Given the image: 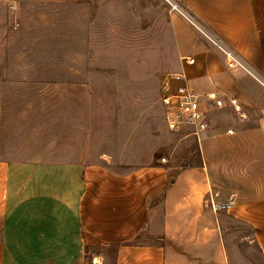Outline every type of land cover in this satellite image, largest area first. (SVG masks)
I'll return each mask as SVG.
<instances>
[{
  "label": "crops",
  "instance_id": "0c3cea01",
  "mask_svg": "<svg viewBox=\"0 0 264 264\" xmlns=\"http://www.w3.org/2000/svg\"><path fill=\"white\" fill-rule=\"evenodd\" d=\"M180 2L250 70H230L203 32H180L182 56L195 59L183 61L179 71L187 82L203 93L237 98L247 115L235 113L240 121L259 115V144L246 169L219 170V161L207 160L231 136L227 129L237 130L232 120L216 125L213 112L199 143L202 157L193 165L117 173L80 162L0 159V264H256L255 254L240 251L244 242L257 247L264 264V0ZM214 193L216 202L233 203L215 210L209 204ZM231 220L250 232L234 236Z\"/></svg>",
  "mask_w": 264,
  "mask_h": 264
},
{
  "label": "rangeland",
  "instance_id": "374dc122",
  "mask_svg": "<svg viewBox=\"0 0 264 264\" xmlns=\"http://www.w3.org/2000/svg\"><path fill=\"white\" fill-rule=\"evenodd\" d=\"M181 31L191 37L198 29L166 0L0 2V159L80 162L117 173L196 164L200 142L182 139L193 128L167 130L161 102L184 65ZM211 117L237 130L207 160L219 161V170L246 169L259 144V115L240 121L219 110ZM230 224L234 236L250 232ZM238 247L262 264L255 245Z\"/></svg>",
  "mask_w": 264,
  "mask_h": 264
},
{
  "label": "built area",
  "instance_id": "2783aa9c",
  "mask_svg": "<svg viewBox=\"0 0 264 264\" xmlns=\"http://www.w3.org/2000/svg\"><path fill=\"white\" fill-rule=\"evenodd\" d=\"M180 14L199 31L206 33L202 25L198 22L195 16L181 5L180 0H166ZM225 54L226 63L230 70L250 72L247 64L234 50L225 46L221 42L214 41ZM181 60L193 64L195 59L189 56H182ZM174 81H179L174 85ZM163 106V115L165 127L169 131L177 132L186 128H193L191 133L199 142H201L203 132L209 128L210 114L214 111L226 110L236 113L239 118H246L247 115L243 112L242 104L237 98H226L217 90H211L203 93L195 89L187 82V76L184 72L173 73L169 81L164 85L161 96ZM227 133L231 136L236 134L233 127L227 129ZM163 162H167L166 158H162ZM214 193L209 198V204L216 210L229 208L233 203L232 200L223 203H218L215 200Z\"/></svg>",
  "mask_w": 264,
  "mask_h": 264
}]
</instances>
